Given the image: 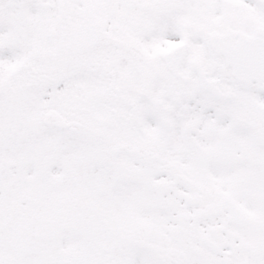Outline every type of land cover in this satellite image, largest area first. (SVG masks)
Instances as JSON below:
<instances>
[{"label":"snow or ice","instance_id":"snow-or-ice-1","mask_svg":"<svg viewBox=\"0 0 264 264\" xmlns=\"http://www.w3.org/2000/svg\"><path fill=\"white\" fill-rule=\"evenodd\" d=\"M0 264H264V0H0Z\"/></svg>","mask_w":264,"mask_h":264}]
</instances>
